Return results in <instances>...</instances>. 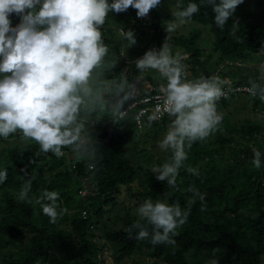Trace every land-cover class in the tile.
Wrapping results in <instances>:
<instances>
[{
    "label": "trees",
    "instance_id": "1",
    "mask_svg": "<svg viewBox=\"0 0 264 264\" xmlns=\"http://www.w3.org/2000/svg\"><path fill=\"white\" fill-rule=\"evenodd\" d=\"M175 1L181 2L179 11L190 2ZM159 6L144 17H137V10L131 6L120 13L109 11L117 29L132 30L136 43L142 42L139 55L161 47ZM214 15L212 6L204 3L190 18H183L192 30L184 40L175 42L180 48L182 78L195 80L206 74L205 77L215 78L220 87H250L253 81L258 88L264 87V66L259 71L239 72L244 70L243 63H254L251 66L264 63V10H248L240 4L222 27L215 23ZM11 20L13 25L19 23L16 15ZM99 27L108 51L101 64L92 70L88 82L91 94L79 93L83 102L77 116L78 140L62 147L66 154L44 152L35 140L19 131L0 138V169H7V179L0 184V249H6L0 252V264H96L97 254L102 252L96 235L99 217L105 207L109 212L112 210L121 186L136 176L143 183L142 191L136 193L140 199L179 203L186 209L193 195L189 186L198 189L204 199L197 197L190 204L188 219L177 228L172 244L153 245L150 237L136 239L139 229L129 231L133 223L139 221L150 233L152 226L140 217H131L129 212L110 219L111 226L102 229L101 238L119 255L118 261L130 259L140 251L149 255L151 264H206L212 257L218 264H260L259 256L264 253V207L259 203L264 192V156L259 168L252 164V159L253 149L264 153V119L254 112V108L264 110V101L259 96L249 100L240 94L216 100L217 110L231 108L228 116H222L220 124L205 140L186 148L187 158L174 186L157 181L156 173L146 166L149 161L134 168L124 158L123 146L140 135L131 122L118 119L117 114L126 104L146 94L165 93L167 81L157 73L152 76L146 69L141 71L136 63L128 65L122 55V43L107 35L108 24ZM201 27L210 30L216 54L205 53L197 45ZM216 64L227 66L221 68ZM209 68L215 69L207 73ZM103 89L102 96L96 97ZM239 108L240 121L233 124L229 116ZM245 110L256 117L249 118ZM159 124L147 127L145 134L153 132L152 137H157ZM12 139L19 140L12 142ZM7 141L11 142L6 145ZM18 143H23L19 144V152L12 154L10 145ZM207 150L210 152L205 153ZM168 157L171 162V149ZM246 160L251 162L247 165ZM188 167L195 168L198 175L189 173ZM27 179H31V188L27 198L21 200L18 194ZM86 184L95 188L92 194L81 198L78 191ZM45 190L60 194L58 205L64 211L55 221L36 203ZM246 210L248 214L243 215ZM82 211H86V218H82ZM242 229L249 232L250 239L237 248L236 240Z\"/></svg>",
    "mask_w": 264,
    "mask_h": 264
},
{
    "label": "clouds",
    "instance_id": "2",
    "mask_svg": "<svg viewBox=\"0 0 264 264\" xmlns=\"http://www.w3.org/2000/svg\"><path fill=\"white\" fill-rule=\"evenodd\" d=\"M161 3V0H0V138L19 131L24 137L35 140L44 152L62 154V147L78 140L80 125L77 116L83 97L91 94L88 82L92 70L101 64L108 51L102 40L99 26L105 24L109 11L136 9L137 17H144ZM212 6L214 21L223 26L243 0H200L190 2L175 12L180 22L196 13L200 4ZM39 5V7H37ZM19 23L13 25L11 16ZM175 27L170 22L167 32ZM127 46L136 43L132 30L121 29ZM138 69H154L166 81L165 100L168 112L174 119L159 141L161 150H172L171 162L154 165L157 181L170 186L176 184L179 169L187 158L186 148L198 140H205L222 121L216 100L222 89L215 78L196 80L182 78L183 66L179 53L172 54L167 39L159 50H147L136 60ZM249 92L264 101V87L251 82ZM262 153L253 149L252 164L259 168ZM198 175L193 167L186 169ZM7 179V169H0V184ZM31 179L25 180L18 198H27ZM192 197L189 207L179 203L146 199L136 212L141 220L152 226L151 233L139 221L131 228L139 229L136 239L150 237L153 245L175 243L177 228L185 224L190 204L204 197L198 189L189 186ZM60 194L45 190L37 199L42 212L55 221L63 209L58 207ZM206 264H218L213 258Z\"/></svg>",
    "mask_w": 264,
    "mask_h": 264
},
{
    "label": "rangeland",
    "instance_id": "3",
    "mask_svg": "<svg viewBox=\"0 0 264 264\" xmlns=\"http://www.w3.org/2000/svg\"><path fill=\"white\" fill-rule=\"evenodd\" d=\"M241 4L244 5L248 10H256L259 12L264 10V0H243V3ZM180 7H181L180 1L162 0V3H160V6L158 8V18L160 20L161 27L163 28L161 46L167 39V43L169 44L173 55L180 52L179 46L177 45V43H175L176 40L178 39L180 41L184 40L189 35L190 31L192 30L190 23L188 22L181 23L180 19L177 18L175 15H173L175 12L179 11ZM112 15L113 14L109 12L105 19V24L106 25L108 24V28H106L107 35H109L110 39L114 40L116 43L118 42L122 43L123 46H122L121 51H122L123 57L126 59V62L128 63V65L134 64L136 63L137 59L143 56V54L139 55V49H141L143 44L142 42H137L134 45L126 47L127 41L126 39H124L123 35L121 34V30L116 28L117 27L115 26L116 21ZM170 22H175V27L172 28L171 31L167 32L166 28ZM198 31H199L198 33H199L200 38H199L197 45L199 46V48L205 53H209V54L214 53V48L212 46L213 36L209 33L210 30H207L201 27L200 29H198ZM214 54H216V52ZM251 64H254V63L250 62V63L241 64V67L244 70L243 71L240 70L239 72L244 73L246 69H254L255 71H259L264 66V63L259 66L257 64L251 66ZM225 66H227V64L217 65V67H221V68H224ZM211 70L212 68H209L208 72H211ZM229 70L236 72V69L234 68H229ZM146 72L150 73L152 76H155L154 75L155 73H157V75L160 76L158 71L154 69H146ZM262 73H264L263 70H262ZM108 91L109 89L107 88L106 93H108ZM102 93H104V89L101 91L99 90V93L97 92L95 96L98 95L99 97H101ZM230 110L231 108L221 107L217 111L221 113L222 116H228ZM241 110H242L241 108H239L238 111L232 110L233 114H231L229 118L233 124H236L240 121L239 118H241V112H242ZM246 112L249 118L253 119V117H256L255 114H252L250 112L248 113V111ZM169 121L162 122L159 124V126L156 127L157 129H159V131L157 132V137L155 138L152 137L153 132H151V134L149 133L145 134L146 131L145 132L143 131V133L139 132L140 136L135 138L134 142L123 146L122 151L124 154V158L128 161L129 166L136 168L140 165H144L146 162L149 161L146 164V166L153 171L154 165H160V164H163L164 162H170V159L168 157V151L170 149L161 150L159 147V141L163 139L164 134L167 132L168 128L171 125L172 120H169ZM17 140L19 139H12V142L17 141ZM10 142L11 141H7L6 145H8ZM19 144L21 145L23 143L10 145L9 150L12 154H16L19 152L20 150ZM209 152L210 150H207L205 153H209ZM147 157H149L148 160H146ZM200 162L201 161L199 160L196 161L197 164H199ZM250 162L251 161L246 160L245 164L248 165ZM128 178L129 177H127L126 179ZM141 180L142 178L140 176L139 177L136 176L130 182L126 183L125 185H122L121 193L117 195L116 200L114 202V206L111 207L112 210L109 212V208L105 207L104 214H102L99 217L100 218L99 225H98L99 230L96 232V235L97 237H99L98 241L101 244L100 248L102 252L97 254L96 264H130L131 261L151 264V259L149 258V255L144 254L140 251H137L136 253H134L130 259L126 258L124 259V261H118L117 258L119 257V255L114 253L112 246L101 238L102 229L110 228L111 220L115 219L116 215H119L120 217H122L127 212H129L131 217L139 218L136 212V209L141 203L144 202V200H146L143 198L140 199L136 194L137 192L142 191L143 189V183L141 182ZM94 188L91 190H88L87 194L88 195L92 194ZM259 203H261V205L264 207V192L262 193L261 198L259 199ZM59 208L61 209V207ZM66 212L68 213L69 211L66 209ZM247 214H248L247 210L243 211V215H247ZM58 217L61 218V214H59ZM93 219L95 220V218ZM1 235L2 234H0V239L2 238ZM249 239H250L249 232L247 230L242 229L240 237H238L236 240V247L237 248L240 247L245 241H248ZM1 251L5 252L6 249H0V252ZM213 256L216 257L217 253L216 252L213 253ZM259 258L261 259L260 264H264V253L260 254Z\"/></svg>",
    "mask_w": 264,
    "mask_h": 264
},
{
    "label": "built area",
    "instance_id": "4",
    "mask_svg": "<svg viewBox=\"0 0 264 264\" xmlns=\"http://www.w3.org/2000/svg\"><path fill=\"white\" fill-rule=\"evenodd\" d=\"M221 89L222 94L217 100L227 99L229 96H236L238 94L247 97L249 100L257 98V96H253L249 92V86L246 85L227 86L221 87ZM165 96L166 93H154L146 94L139 99H135L125 105L117 114V118L131 122L140 133H143L146 127H150L155 123H162L166 119L172 120L173 116L168 112ZM254 112L258 113L259 117L264 119V110L254 108ZM83 143L84 141L81 140L80 144ZM64 154L66 152L63 150L61 156ZM89 168L92 169V166L90 165ZM90 188H93V185L86 184L85 188L78 191V195L81 198H85L88 195L87 191L91 190ZM81 215L82 218H86V211H82Z\"/></svg>",
    "mask_w": 264,
    "mask_h": 264
},
{
    "label": "crops",
    "instance_id": "5",
    "mask_svg": "<svg viewBox=\"0 0 264 264\" xmlns=\"http://www.w3.org/2000/svg\"><path fill=\"white\" fill-rule=\"evenodd\" d=\"M212 69L214 70L215 68H212ZM207 73H209V72H207ZM205 75H206V74H202L201 76H204V77H205Z\"/></svg>",
    "mask_w": 264,
    "mask_h": 264
},
{
    "label": "water",
    "instance_id": "6",
    "mask_svg": "<svg viewBox=\"0 0 264 264\" xmlns=\"http://www.w3.org/2000/svg\"><path fill=\"white\" fill-rule=\"evenodd\" d=\"M197 79H199V78H197ZM196 80V79H195Z\"/></svg>",
    "mask_w": 264,
    "mask_h": 264
}]
</instances>
